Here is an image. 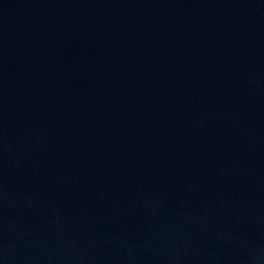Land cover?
Listing matches in <instances>:
<instances>
[{"label": "water", "instance_id": "obj_1", "mask_svg": "<svg viewBox=\"0 0 264 264\" xmlns=\"http://www.w3.org/2000/svg\"><path fill=\"white\" fill-rule=\"evenodd\" d=\"M0 264H264V0H0Z\"/></svg>", "mask_w": 264, "mask_h": 264}]
</instances>
